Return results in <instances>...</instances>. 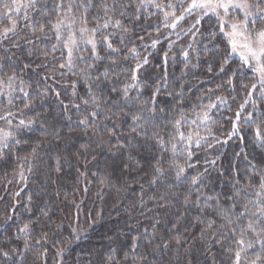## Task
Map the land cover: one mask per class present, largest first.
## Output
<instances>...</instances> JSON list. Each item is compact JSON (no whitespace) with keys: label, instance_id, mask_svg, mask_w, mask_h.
<instances>
[{"label":"snow or ice","instance_id":"snow-or-ice-1","mask_svg":"<svg viewBox=\"0 0 264 264\" xmlns=\"http://www.w3.org/2000/svg\"><path fill=\"white\" fill-rule=\"evenodd\" d=\"M148 8L162 13L163 27L178 38L181 33L191 34L187 49H182L185 69L199 67L202 54L211 53L212 57L219 55L218 71L225 73L228 63L238 57L241 67L232 71L228 85L232 86V77L237 74L251 72L256 83L245 104L257 91L264 100V0H53L52 7L45 0H0V159L16 146L28 143L31 137L26 138L25 133H34L39 127L45 138L51 137L49 143H55L57 151H61V144L66 150L74 135H85L89 142L72 153L77 159L84 153L94 154L93 144L97 148L106 146L114 155L119 152L126 156L116 166L121 176L143 173L141 179L146 178L147 187L140 180L133 182L139 184L137 204L148 224L137 221L136 235L126 250L110 246L97 264H204L193 253L197 244V251L207 264H219L218 254L223 264H264V158L254 162L244 154V176L233 177L224 203L219 197L205 194L209 168L199 171L196 157L202 146L213 147L209 137L221 143L210 127L214 123L211 110L217 105L210 102L193 106L189 114L194 118L189 121L182 106V83L177 86L179 90L169 88L166 71L151 85L140 79V70L149 64V59L142 57L131 39L130 33L135 29L130 25L150 18L143 11ZM210 14L216 17V28L208 32V43L202 49L194 48L197 36L203 35L201 21ZM189 17L194 22L188 28L181 27ZM178 27L180 31H176ZM137 39L143 41L144 37ZM158 43L159 39L152 40L151 48L155 49ZM174 44L175 41L169 42V50ZM213 68L209 62L208 72ZM25 70H36L38 76L43 70L44 74L40 80L28 82L24 79ZM65 77H75L66 81L71 87L70 94L64 93L69 97L67 102L57 90L59 80ZM81 83L84 94L78 91ZM146 87L151 88V95L142 99ZM133 90L134 97L130 95ZM50 93L56 97L63 120L71 121L69 113L75 110V127L61 125L56 115H45L44 102ZM161 96L165 99H159ZM216 100L226 103L223 97ZM197 107L200 111H196ZM166 111L173 117L170 130L168 125L157 123L168 119L163 115ZM177 114L179 119L175 118ZM236 119H240L239 112ZM245 122L256 123L252 113ZM185 126L191 130L182 131ZM201 126L207 135H201ZM238 133L239 128L233 124L229 139ZM253 144L264 150V119L254 129ZM40 147L37 141L31 155L36 156ZM236 155L239 157L240 153ZM55 159V171L59 173L61 160L66 158ZM204 164L215 167L216 159L205 158ZM129 186L125 179L117 193ZM147 213H153L151 218ZM43 214L47 216L46 211ZM161 217L171 218L163 230L159 227ZM35 223L38 221L30 220L19 228L25 252L31 247L27 237ZM56 227L60 229L61 225ZM81 238L78 228L73 227L70 237L58 241L56 255L61 264L69 250L66 245ZM16 239L22 237L18 235ZM47 239L48 233L44 232L36 243L44 247L41 241ZM12 253H19V249L0 248V258L15 264ZM19 255L23 264V253ZM37 255L46 258L47 250ZM86 264L93 261L88 259Z\"/></svg>","mask_w":264,"mask_h":264},{"label":"trees","instance_id":"trees-1","mask_svg":"<svg viewBox=\"0 0 264 264\" xmlns=\"http://www.w3.org/2000/svg\"><path fill=\"white\" fill-rule=\"evenodd\" d=\"M45 2L48 7H52L53 0H45ZM143 11L144 15L150 18L142 20L138 25H130L135 29L133 33H130L131 39L141 51L142 57L148 56L149 59V64L140 70V79L151 85L166 71L169 88L176 87L179 90L177 86L182 83L185 90L182 106L189 121L194 118V115L189 114L193 106L210 102L217 105L211 110L214 123L210 127L213 136L221 143H216L215 139L209 137L208 142L212 143L213 147L202 146L198 150L196 159L200 161L197 166L199 171H203L204 167L209 168V173L205 174L206 187L203 191L207 195L219 197L221 203H224L225 197L231 191L233 177L244 176L247 167L243 158L244 154H247L254 162L264 158V150L253 144L254 129L260 120L264 119V100H261L257 91L245 104L248 92L256 80L251 72L240 73L232 77L233 84L229 86L227 80L232 71L241 67V62L239 58L232 59L226 66L225 73H219L218 54L216 57H212L211 53L206 56L202 54L199 67L193 69L190 66L185 69L182 49H187L188 43L191 42V34L181 33V37L178 38L170 29L163 27L162 13L154 8ZM153 12L156 14L151 15ZM193 22V18L189 17L182 22L181 27L188 28ZM216 24L215 16L204 17L200 25L203 35L197 36L194 48L202 49V46L208 43V32L215 30ZM91 26L89 24V27ZM176 31H180V27ZM138 36H143V41L137 39ZM154 39L160 40L155 49L150 46ZM217 40L220 41L221 36H218ZM170 41H175L171 50L168 48ZM165 53H167L166 63ZM56 55L59 56V53ZM192 62L196 63L194 59ZM209 62L214 65L212 72L207 70ZM129 63L135 62L129 61ZM43 74V70L39 76L36 70H25L24 79L28 82L40 80ZM69 79H75V77L59 80L57 87L65 102L69 98L64 94L65 91L69 94L71 92L70 85L66 84ZM218 85L220 87H217ZM209 89L212 91L209 92ZM78 91L84 94L85 86L82 83L78 85ZM130 95L136 96V91L133 90ZM150 95L151 88L146 87L141 98L147 99ZM198 97H203V100H198ZM216 97H223L226 103L217 101ZM159 99L163 100L165 97L161 96ZM121 103H123L122 100ZM241 105H244L243 109ZM43 111L45 115L49 113L56 115L61 125L76 126L75 110L69 113L72 115L71 121L63 120L60 115L61 109L57 107L56 97L51 93L44 102ZM196 111H200V108L197 107ZM238 112L240 113L239 121L236 119ZM249 113H252L256 123L245 122ZM163 115L168 119L158 120L157 123L168 125L167 130H170L172 114L166 111ZM175 118L179 119V114ZM233 124L239 128V133L229 139ZM124 130L126 131V126ZM190 130L189 126L182 129V131ZM64 131L67 132V128H64ZM200 133L207 135L203 126L200 128ZM241 136L243 141L240 140ZM25 137H31L28 143L16 146L3 159H0V248L3 250L18 248L19 253H23V264H61L60 257L56 255L58 241L63 240L64 237H70L71 229L77 227L82 238L70 246L66 245L69 250L65 252L62 264H86L88 259H91L93 264H97L101 255L107 253L110 246L126 250V247L130 245L131 237L136 235L137 221H142L145 226L149 222L141 216L142 210L137 204L140 188L139 184L133 182L140 180L147 187L146 178L141 179L143 173L121 176L116 166L120 164L121 159H126V156L119 152L114 155L107 150L106 146L97 148L93 144L94 154L84 153L77 159L72 153L76 152L81 144L89 142V137L85 135H74L66 150L64 144L60 145L61 151L56 150L55 143H49L51 137L45 138L39 127L34 133H25ZM37 141L41 143V147L38 149V154L33 156L31 149ZM242 148L243 152H241ZM237 153H240L239 157ZM56 156L66 158L61 160L62 170L59 173L55 171ZM25 157L28 159L25 160ZM205 158L216 159L215 167L205 165ZM30 167L31 172L28 171ZM81 173L85 175L82 176ZM125 179L130 182V186L127 190L117 193V188ZM53 180L55 183L52 182ZM45 211L47 216L43 214ZM191 214H195V209ZM146 215L151 218L153 213ZM30 220L38 221V223L32 225L31 235L27 237L31 247L25 252L24 238L23 234L19 233V228ZM161 221L159 227L163 230L166 223L171 222V218L161 217ZM57 225H61V228L57 229ZM44 232L48 233V239L46 242L41 241L44 244V247H41L36 241ZM18 235L22 237L21 240L16 239ZM199 248L200 245L197 244L193 248V253L199 255L204 264H207L204 256L197 251ZM45 249L47 250L46 258L37 255ZM19 253L11 254L15 264H20ZM217 259L219 264H223L219 254ZM0 264H11V262L0 258Z\"/></svg>","mask_w":264,"mask_h":264},{"label":"rangeland","instance_id":"rangeland-1","mask_svg":"<svg viewBox=\"0 0 264 264\" xmlns=\"http://www.w3.org/2000/svg\"><path fill=\"white\" fill-rule=\"evenodd\" d=\"M211 15V14H210ZM236 58H238V57H233V59H236ZM237 64H240V63H237Z\"/></svg>","mask_w":264,"mask_h":264}]
</instances>
